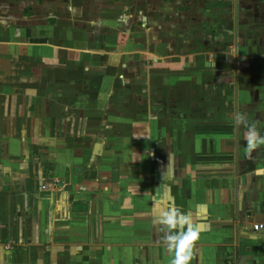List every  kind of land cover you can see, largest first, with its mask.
<instances>
[{
  "label": "crops",
  "instance_id": "crops-1",
  "mask_svg": "<svg viewBox=\"0 0 264 264\" xmlns=\"http://www.w3.org/2000/svg\"><path fill=\"white\" fill-rule=\"evenodd\" d=\"M249 123L264 0H0V264H170L168 207L191 264H264Z\"/></svg>",
  "mask_w": 264,
  "mask_h": 264
},
{
  "label": "clouds",
  "instance_id": "clouds-1",
  "mask_svg": "<svg viewBox=\"0 0 264 264\" xmlns=\"http://www.w3.org/2000/svg\"><path fill=\"white\" fill-rule=\"evenodd\" d=\"M236 119L237 123H241L245 120V116L238 114ZM244 139L245 152L248 155L264 145V135L260 134L254 123L247 124ZM157 223L164 232L163 243L166 245V250L172 256L170 264H191L193 249L200 239L197 225L186 213L175 207L159 210Z\"/></svg>",
  "mask_w": 264,
  "mask_h": 264
},
{
  "label": "built area",
  "instance_id": "built-area-1",
  "mask_svg": "<svg viewBox=\"0 0 264 264\" xmlns=\"http://www.w3.org/2000/svg\"><path fill=\"white\" fill-rule=\"evenodd\" d=\"M50 186H52L51 188H54L55 186H56V184H53V185H50ZM49 188V187H48ZM263 228V225H261V224H259V225H254L253 226V229L255 230V231H257V230H260V229H262Z\"/></svg>",
  "mask_w": 264,
  "mask_h": 264
},
{
  "label": "water",
  "instance_id": "water-1",
  "mask_svg": "<svg viewBox=\"0 0 264 264\" xmlns=\"http://www.w3.org/2000/svg\"><path fill=\"white\" fill-rule=\"evenodd\" d=\"M236 19H237V16H236V18H235V22H236Z\"/></svg>",
  "mask_w": 264,
  "mask_h": 264
}]
</instances>
